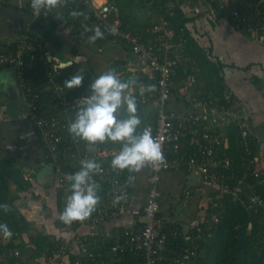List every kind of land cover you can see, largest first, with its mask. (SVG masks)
<instances>
[{
    "label": "crops",
    "instance_id": "crops-1",
    "mask_svg": "<svg viewBox=\"0 0 264 264\" xmlns=\"http://www.w3.org/2000/svg\"><path fill=\"white\" fill-rule=\"evenodd\" d=\"M101 1L104 0H95L97 3ZM128 1H125L127 5H124L123 11L131 12L133 15L131 28L135 31H142L138 35L148 40L147 27L151 26L150 23L158 22L163 16L164 7L160 8V6L164 2L162 3V0ZM245 1L233 0L231 7H242ZM212 4H216L215 0L182 1V10L189 19L186 29L193 40L190 42L191 52L186 48L187 41L185 46L184 43L175 41V36H172L174 31L170 34L172 36L171 46H174L176 51L181 50L189 54L193 62L182 61L181 68L173 82L174 89L168 107L173 111L185 113L194 108L193 98L196 96L211 93L222 98L229 94L242 114L245 127L254 141L257 167L264 170V42H259L254 33L235 23L229 12H218L216 16H211ZM51 14L55 18L64 19L63 12L59 10H53L48 16ZM36 20L30 7V0H0V45L13 41L27 30H32L31 25ZM89 29L92 28L79 22L78 17L74 18L69 15L63 20V23L56 29V40L48 41L43 46L48 57L47 59L45 57V61H49L43 65L45 68L42 66L45 72V85L49 82L53 86L56 80L64 84L66 79L79 72L84 76L83 86L69 89V92L72 98H84L91 94L90 85L94 78L108 70H114L122 80L134 77L138 85L133 89V94L137 96L139 103L142 118L140 131H142L143 127H148L155 122L157 104L154 100L141 103L139 85L142 84L145 88L148 85L155 86L157 75L151 70L148 62L135 55L128 46L115 44L110 40L100 43L97 39L95 43H92L89 37L94 34ZM195 48H201L202 54L207 57L202 58V61L201 58L198 60L192 53L197 52ZM77 56L81 58L80 63L73 62L71 67L56 71L52 82L49 81L47 70L56 63V59L67 62L69 59L74 60ZM207 58L212 62L215 70H218V76L214 74L212 80L200 67V63H207ZM6 70H0V80L7 78L11 83L9 85L0 83V130H4V133L0 135V144L4 145L5 139H10L11 146L20 148L18 153L21 160L39 159L43 149L36 128L29 115L25 114V110L22 109V101L20 102L16 94L18 85L14 82V77L17 79L16 73ZM11 94L16 101L13 104H9L10 100L7 99ZM53 113L60 114L62 120L71 122L75 118L76 111L70 109L66 112L64 108L58 106L54 107ZM30 133L33 137L30 143H25L29 150L27 153L24 151L23 137ZM64 134L66 138L69 137L68 129ZM18 139H20L19 143ZM21 141L23 148L20 146ZM108 146L113 153L119 148V144L108 143ZM80 147L82 155L88 147L92 146L82 142ZM23 155L25 156L22 157ZM45 165L49 164L44 163L43 167ZM43 167L34 174L35 178H33L34 175L31 177L32 185L29 190L33 189L37 196L30 201L27 196L26 198L23 196L26 190H20L15 199L16 205L28 222V230L17 234L19 236L17 243H21V248L14 249V253L16 250L20 251L15 264H41L44 256L46 261L48 255L57 251V246L63 243L73 245L70 241L79 233H97L105 251L103 264H113L117 257L109 252L104 242L106 244L113 233L136 221L132 210L143 207L147 202L151 167H146L140 173L134 174L137 178L133 184H130L131 195L125 203L124 213L96 227L62 223L59 218L62 212L60 211L59 194L55 189L56 180L43 181L37 178V173ZM195 173L200 174L198 169L197 172L188 168L166 170L161 174L160 181L162 198L159 216L166 225L181 227L189 239L197 237V232L194 230L198 222L203 219H212L214 212L209 205L208 196L218 189L217 184L203 181L201 175L198 180H195L196 177H193ZM13 186L16 185H11L14 193L16 187ZM186 190H190L189 196L185 194ZM104 199L106 200V197H101V201L104 202ZM37 234H44L50 238L49 243L46 242L48 244L45 245V252H42L30 239L31 236ZM49 249L51 251H48ZM11 254L13 250H4L0 261L6 262V256ZM65 260L68 261L69 257Z\"/></svg>",
    "mask_w": 264,
    "mask_h": 264
},
{
    "label": "built area",
    "instance_id": "built-area-1",
    "mask_svg": "<svg viewBox=\"0 0 264 264\" xmlns=\"http://www.w3.org/2000/svg\"><path fill=\"white\" fill-rule=\"evenodd\" d=\"M77 1L84 7V21L98 22L111 36L112 43H125L135 55L146 60L157 75L155 91L146 92L141 96L140 101L141 103L156 101V119L148 127L153 137L162 144L166 164L158 168L151 167L147 202L143 207L132 210V214L136 217L132 225L123 227L111 235L113 238L111 253L115 256L126 252L139 253L144 258L143 264H191L201 255L203 236L201 231L204 229L210 237L213 228L220 222L221 197L225 194L232 196L234 200H241L249 211L260 214L264 219V196L253 191V184L249 182L251 176L264 186V170L257 167L254 141L245 129L243 116L236 108L232 97L226 94L220 98L211 93L196 96L193 98L194 108L185 113L173 111L168 107L174 89L173 82L182 61L193 62L189 54L181 50L176 51L174 46H171L172 36L178 38V41L185 46L187 39L184 32L177 37L171 28L169 17L163 15L158 22L147 27L146 32L149 34L147 40L141 35L124 31L119 7L112 0H104L100 3L95 0H68L67 5L72 8ZM232 1L215 0L216 4L210 7V15L229 12L235 23L254 33L258 41L263 43L264 0H246L242 7H231ZM174 15V11L169 10V16ZM173 31L174 34L171 36ZM13 44L14 46L11 47L10 45ZM33 50L36 49L33 48L28 33L20 34L13 41L0 45V70L16 68L21 98L29 117L39 130V138L45 149L44 157L54 168L55 189L58 191L63 209L67 195L70 194L68 177L80 170V160L88 157L95 158L101 163L104 171L95 176V180L107 184L109 198L105 202L101 201L97 211L88 220L73 222L79 226H100L109 219L120 217L131 195L127 183L130 174L127 171L118 173L111 168V164L104 163L120 150L121 145L115 153L108 148L107 143L91 145L92 147H88L82 155L80 154L82 141L73 139L71 135L65 137L64 132L70 122L62 120L61 115L53 113V110L54 107L59 106L66 112L70 109L77 111L76 108L82 98H72L69 89L56 80L49 90L50 99L45 102V108L41 107L37 101L39 95L34 91L35 83L27 81L26 71L31 65V67L38 65L42 67L49 61H45V57L46 59L48 57L42 45L37 49V53H33ZM56 71L58 66L55 68V64L47 70V78L50 82ZM43 78L45 79V72ZM230 125H239L242 128L240 172L232 166L227 152L222 150L227 140V127ZM221 162L223 168L217 171ZM181 168H188L191 171L198 169L203 181L218 185V189L208 196L209 205L214 212L212 219H203L195 225L197 230L195 239L187 238L186 232L179 226L166 225L159 216L162 198L161 174L166 170ZM26 178L31 179L27 174ZM185 194L189 196L190 190H186ZM115 195H123L124 199L119 204H113ZM182 239L186 244L179 246L181 244L179 240ZM70 243L73 245L63 243L57 246V251L48 255L46 261L44 256L41 264L55 262L103 264L105 251L97 233H79ZM14 254L20 256V251L16 250ZM67 257H69L68 261L65 260Z\"/></svg>",
    "mask_w": 264,
    "mask_h": 264
},
{
    "label": "trees",
    "instance_id": "trees-1",
    "mask_svg": "<svg viewBox=\"0 0 264 264\" xmlns=\"http://www.w3.org/2000/svg\"><path fill=\"white\" fill-rule=\"evenodd\" d=\"M112 1L119 7L122 27L124 31L132 32L135 34L141 33L142 31H135V29L131 28L133 18L129 19L128 17L124 16L123 8L124 5H127V3L125 2L127 0ZM182 1L183 0H162V3H164L160 6V8L164 7V13L162 15L169 17L171 21V28L175 31L176 36L178 37L181 33L184 32L185 37L187 38L186 48L189 52H191L190 42H192L193 40L190 36V33L186 29V24L189 19L186 17L185 11L182 10ZM171 9L175 13L174 16H169V10ZM73 10L82 13V15L78 16V18L79 22H82L83 25H88L92 29L98 26L101 29V31L104 33V38L98 39V42L101 43L107 40H111V36L103 27H101L98 22L84 21V7L80 2L77 1L74 3L72 8L66 5L62 7V9H59V11L63 12L62 16H64V19L61 17L55 18L52 14L50 16L41 15L40 17H38L39 22L36 24L37 29L28 30L29 32H26L31 37L33 48L36 49L33 50V53H37V49L39 48V46H44L46 42H54L56 40V29L60 26L61 23H63V20H65V18L68 17ZM152 24L153 23H150L149 25ZM92 34H94V31H92ZM175 41L178 42V38H175ZM122 45L127 47V45L123 42ZM10 46L13 47L14 44ZM195 49L197 52L192 53L195 57H197L198 60L201 58L202 61V58L207 57L206 55L202 54L201 48ZM201 61H199V63ZM212 65V62L208 58L207 63H200L201 70L203 69L202 71L204 73L206 72L205 74H208L211 77V80L212 78L214 79V74H217L218 76V70H215ZM31 66L26 71V79L30 83H35L34 91L39 95L37 101L41 105V107L45 108V102H48V99H50L49 90L51 89L52 84L47 82L45 85V79L43 78L44 72L41 66ZM206 78L208 79V77ZM36 132L43 151L39 159L33 158L32 160L31 158V161H33V168L35 170V172L31 175L32 177L41 167H43L44 163L49 164V161L44 157L45 149L43 142L39 138V130L37 129V127ZM241 138L242 128L239 125H230L229 127H227V140H225L224 143L225 148L223 147L222 149L224 152H227L228 157H230L231 159L232 166L236 168V171L238 172L241 171ZM108 148L110 147L108 146ZM3 152L6 154L5 149L3 150ZM24 156L25 155H23L22 157ZM112 157L113 156L109 157L104 163L111 164ZM20 161L19 165H14L7 157H0V205L7 204L11 209L6 213L2 208H0V224H7V226L13 233L11 238H5L3 234L0 233V256L3 255L4 250H13V254L6 256L7 261H0V264H15L16 259L18 261V257L14 254V249L16 247L21 248V243H17L19 236L16 235V232L21 233L28 230V222L23 216L21 210L16 205L15 194L13 193V189L11 187V185L14 184L16 185L17 190L22 191L28 189L32 185L31 179L26 178L25 166L27 165L24 164H27V162H23L25 161L24 159ZM222 166L223 163L221 162V165L219 166V168L217 167L216 170L218 171L220 168H223ZM33 178H35V175ZM249 182L253 184V191L264 196V186L257 183L258 180L256 178L250 176ZM99 184L102 185L101 189H104L100 191L99 194L101 195V197H106L107 200V198H109V192L106 190L107 184ZM221 203L222 214L220 222L215 228H213L212 235L210 237H208L207 231H204V229L201 231L203 233L201 239L203 253H201V255L197 259L193 260L191 264H263L264 219L262 218V216L260 214L249 211L245 203H243L241 200H234L233 197L228 194H225L221 197ZM60 211H63L61 203ZM194 231L197 232V230ZM110 238L111 239L106 244L104 242V245H107L109 252H111L110 247L113 244V238L111 236ZM30 239L38 248H40L42 252H45V245L49 243L50 238L49 236H45L44 234H37L36 236H31ZM179 242L181 243L179 244V246L186 244L184 239L179 240ZM48 251H51V249H49ZM49 253L51 254V252ZM116 257L117 258L113 264H143L144 260L141 254L134 252L120 253L116 255Z\"/></svg>",
    "mask_w": 264,
    "mask_h": 264
},
{
    "label": "clouds",
    "instance_id": "clouds-1",
    "mask_svg": "<svg viewBox=\"0 0 264 264\" xmlns=\"http://www.w3.org/2000/svg\"><path fill=\"white\" fill-rule=\"evenodd\" d=\"M67 3L68 0H30V7L34 18L38 19L42 14L48 16L53 10L61 9ZM70 15L75 18L82 13L73 10ZM89 30L94 31V35L89 37L92 43L104 38V33L98 26ZM73 62L80 63L81 58L77 56L67 62L56 59L55 68L58 66V70L66 69ZM83 81L84 76L78 72L65 80L64 87L77 89L83 86ZM0 83L9 85L11 81L3 78ZM137 85L136 78L122 80L114 70L102 73L94 78L90 85L91 94L79 101L75 118L68 125V132L73 139L88 145H121L111 159V168L118 173L127 171L130 174L128 184H133L137 178L134 174L140 173L146 167L158 168L166 164L162 144L153 137L151 129L145 126L140 131L142 118L137 96L133 94ZM139 87L141 96L155 91L154 85L145 88L140 84ZM25 112L28 113L27 110ZM79 163L80 170L68 177L70 194L67 195L65 207L59 217L67 225L88 220L101 203V185L95 180V176L104 171L101 163L88 157ZM123 199V195H115L113 204H119ZM0 208L6 213L11 210L7 204L0 205ZM0 233L5 238L13 235L7 224H0Z\"/></svg>",
    "mask_w": 264,
    "mask_h": 264
},
{
    "label": "rangeland",
    "instance_id": "rangeland-1",
    "mask_svg": "<svg viewBox=\"0 0 264 264\" xmlns=\"http://www.w3.org/2000/svg\"><path fill=\"white\" fill-rule=\"evenodd\" d=\"M123 13H124V16L125 17H128L129 19H131V18H133V15L131 14V12L130 13H127V11H123ZM44 81V80H43ZM23 105H24V103H23ZM25 107V106H24ZM25 114H28V113H26L25 112ZM4 133V130L2 129V130H0V135L1 134H3ZM32 134L30 133L29 135H25L23 138V140H24V147H25V152H27V153H29V150H28V148H26V146H25V143L26 144H28V143H30L31 141H32ZM19 140L20 139H18V143H19ZM22 141H21V143H20V146L23 148V146H22ZM4 145H0V157H2V158H4V157H7L14 165H19L20 163H19V161L21 160V157H19V153H18V151H20V148L19 147H17V146H11V140L10 139H5V141H4V143H3ZM10 149H9V148ZM13 147V148H12ZM4 149H8V151H6V154L3 152V150ZM25 161H23V162H27V164H24V165H27V166H25V173L28 175V176H30V177H32L31 175L35 172V170H34V168H33V161H31V160H27V159H24ZM21 162V161H20ZM14 187V186H13ZM16 187V186H15ZM14 187V188H15ZM30 188V187H29ZM29 188L28 189H26V191H24V192H26L25 194H23V196H24V198H26V196L28 197V200H33L34 199V196L36 197L37 196V194L36 193H34V190L33 189H31V190H29ZM13 189V188H12ZM16 190H17V188H15ZM14 189V194H15V199L17 198L16 196H17V194H18V191L19 190H15Z\"/></svg>",
    "mask_w": 264,
    "mask_h": 264
},
{
    "label": "water",
    "instance_id": "water-1",
    "mask_svg": "<svg viewBox=\"0 0 264 264\" xmlns=\"http://www.w3.org/2000/svg\"><path fill=\"white\" fill-rule=\"evenodd\" d=\"M39 21H38V19L35 21V23H33L32 25H31V28L33 29V30H36L37 29V26H36V24L38 23ZM16 70V68L15 67H13V68H9V69H7L6 71H8V72H14ZM3 74V73H2ZM14 82H15V84L17 85V79H15V77H14ZM16 88H17V91H16V94L18 95V97L19 98H21V89H20V87H19V85H17L16 86ZM195 171L197 172V169H195ZM200 175V174H199ZM199 175H198V173H195V175L193 174V177L195 176L196 178H195V180H198L199 179ZM37 178H38V180H43V181H47V180H54L55 179V172H54V168H53V166L52 165H45L44 167H43V169H41L38 173H37ZM263 264H264V259H263Z\"/></svg>",
    "mask_w": 264,
    "mask_h": 264
},
{
    "label": "flooded vegetation",
    "instance_id": "flooded-vegetation-1",
    "mask_svg": "<svg viewBox=\"0 0 264 264\" xmlns=\"http://www.w3.org/2000/svg\"><path fill=\"white\" fill-rule=\"evenodd\" d=\"M7 99H9L10 100V103L9 104H13V103H15L16 101L14 100V98H13V95L11 94V96H8V98ZM7 99H6V102H7ZM20 102H21V99H20ZM8 103V102H7ZM25 105H23V102H22V109L23 110H25L26 111V106L24 107Z\"/></svg>",
    "mask_w": 264,
    "mask_h": 264
}]
</instances>
